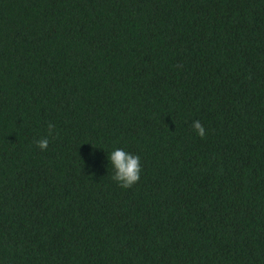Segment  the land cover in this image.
Here are the masks:
<instances>
[{
  "label": "trees",
  "instance_id": "obj_1",
  "mask_svg": "<svg viewBox=\"0 0 264 264\" xmlns=\"http://www.w3.org/2000/svg\"><path fill=\"white\" fill-rule=\"evenodd\" d=\"M0 264H264V0H0Z\"/></svg>",
  "mask_w": 264,
  "mask_h": 264
},
{
  "label": "clouds",
  "instance_id": "obj_2",
  "mask_svg": "<svg viewBox=\"0 0 264 264\" xmlns=\"http://www.w3.org/2000/svg\"><path fill=\"white\" fill-rule=\"evenodd\" d=\"M193 128L199 136L205 135V129L199 121L193 122ZM37 146L41 150L46 149L48 139L39 140ZM107 154L108 165L112 170V180L121 188H132L140 181L143 168L139 155L127 152L123 148H114Z\"/></svg>",
  "mask_w": 264,
  "mask_h": 264
}]
</instances>
